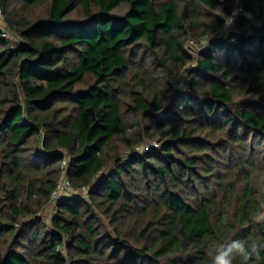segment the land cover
<instances>
[{"label": "trees", "instance_id": "obj_1", "mask_svg": "<svg viewBox=\"0 0 264 264\" xmlns=\"http://www.w3.org/2000/svg\"><path fill=\"white\" fill-rule=\"evenodd\" d=\"M0 7L19 37L0 27V264H211L212 244L264 242L263 0ZM65 156L78 193L53 199Z\"/></svg>", "mask_w": 264, "mask_h": 264}, {"label": "clouds", "instance_id": "obj_2", "mask_svg": "<svg viewBox=\"0 0 264 264\" xmlns=\"http://www.w3.org/2000/svg\"><path fill=\"white\" fill-rule=\"evenodd\" d=\"M261 208H264V202L261 203ZM254 222H264V211L255 215ZM262 253H264V242L246 239H232L226 244H212L208 250L211 264H234L237 260L240 264H251L253 261H259Z\"/></svg>", "mask_w": 264, "mask_h": 264}, {"label": "rangeland", "instance_id": "obj_3", "mask_svg": "<svg viewBox=\"0 0 264 264\" xmlns=\"http://www.w3.org/2000/svg\"><path fill=\"white\" fill-rule=\"evenodd\" d=\"M42 11H43L42 8L41 9H37V11H36V13H35L34 16H36V15H38L40 13H43ZM263 11H264V0H263ZM239 12H240V14H239L240 17H247V18L253 20L252 15L248 11H246L245 9H243L242 11L239 10ZM2 15H3V17L0 14V18L6 24V26L8 27V23H7V20L5 18L4 13ZM229 26H230L229 33L230 32H233V31H236L235 25H233L232 27H231V25H229ZM212 36H211V38H212ZM211 38H208L207 37V38L203 39L200 42L197 41V39H190L188 41L187 48L189 49V51L191 52V54L193 55V57H194L195 60H194L193 63H191L190 65H188L186 67V70L183 71V80H184V83L182 84L183 86L181 87L182 90H185L187 87H189V74H188V69L189 68H192V67H195L196 60L199 57L200 52L202 50H204L205 47H207L210 44L211 40H213ZM9 41H10L11 46L12 47H15L18 44V42H19V37L15 35V37L12 38L11 40L9 39ZM154 141H156V140H154ZM146 142H150V140L147 139V141H145L143 144H145ZM156 142L159 144L158 141H156ZM106 171H108V170L106 169ZM62 176H63V174H62ZM62 176H61V179H62ZM65 194L68 195V193H65ZM54 211L55 210H54L53 204H52V205L48 206L45 210H41L36 216L41 217L47 223V227L51 228L52 225H51L50 219H52V217L54 215Z\"/></svg>", "mask_w": 264, "mask_h": 264}, {"label": "built area", "instance_id": "obj_4", "mask_svg": "<svg viewBox=\"0 0 264 264\" xmlns=\"http://www.w3.org/2000/svg\"><path fill=\"white\" fill-rule=\"evenodd\" d=\"M244 8L243 7H241L239 10L240 11H242ZM239 10L236 12V14L235 15H233L229 20H228V24L229 25H231V27L233 26V25H235V23H236V20H237V17H239V14H240V12H239ZM0 14H1V16L3 17V11H2V9H1V7H0ZM0 27H1V29H2V31H3V36H4V38H6V39H12V38H14L15 37V35L8 29V27L6 26V24L1 20V18H0ZM211 36L209 35L208 36V38H210ZM233 40H234V38H233ZM159 146V144L156 142V141H150V142H146L145 144H142V145H139V146H137V151H140V152H145V151H147V150H149L151 147H158ZM68 162H69V158L67 157V156H65V158H64V160H63V162H62V165H61V168L63 169V176H62V179H61V181L59 182V184H58V187H57V189L53 192V199H58V198H61V197H65L66 196V194L65 193H68V195L69 194H76V193H78V190L77 189H74L72 186H71V184H70V182H69V180L67 179V177L65 176V173H66V170H67V166H68ZM107 171L105 170V169H102V170H100L99 171V173H98V178L99 179H101V178H104V177H106V175H107ZM81 192L82 193H84L85 194V196H88L87 195V193H88V188H83L82 190H81Z\"/></svg>", "mask_w": 264, "mask_h": 264}]
</instances>
